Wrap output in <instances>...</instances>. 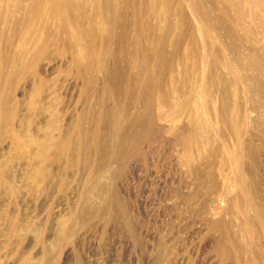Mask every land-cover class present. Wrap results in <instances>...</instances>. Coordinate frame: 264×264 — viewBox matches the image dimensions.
Returning <instances> with one entry per match:
<instances>
[{"label": "rangeland", "instance_id": "374dc122", "mask_svg": "<svg viewBox=\"0 0 264 264\" xmlns=\"http://www.w3.org/2000/svg\"><path fill=\"white\" fill-rule=\"evenodd\" d=\"M77 3L75 12L88 26L90 6L86 0ZM40 6L44 12L37 16ZM206 9L213 16L218 12L210 1ZM185 11L187 19L173 36L183 46L200 27L187 3ZM124 12L115 30L116 49L126 44L120 40L123 33L129 39L134 30L132 13ZM57 32L47 0H0V264H264V231L243 226L245 217L253 215L250 199L264 212V138L255 142L261 150L256 157L235 147L221 115L220 86L210 105L214 119L204 115L213 125L220 156L202 159L199 178L181 171L176 140L163 133L162 124L144 142L139 157L127 162L117 177H108L105 158L111 146L105 120L115 98L105 93L102 74L83 91L66 48L50 44L41 52ZM261 39L259 34L257 50ZM227 41L232 63L240 69L245 54L255 47L236 37ZM168 53L172 60L163 72L165 81L168 68L178 62L174 46ZM148 59L151 68L154 58ZM115 61L113 84L120 104L134 114L137 85L129 84L125 75L137 79L138 74L120 53ZM244 68L247 77L251 71ZM215 69L210 64L203 73L219 70L221 81L233 84V74L224 67ZM84 74L88 79L87 69ZM231 83L224 95L227 115L243 126L249 121L263 134L264 97L249 90V81ZM188 87L185 94L193 90ZM98 125L100 153L93 147ZM233 158L243 161L240 168ZM107 184L121 204L104 213L99 190ZM180 188L196 194L180 205L175 194ZM212 221L218 225L211 226ZM222 242L229 258L221 253Z\"/></svg>", "mask_w": 264, "mask_h": 264}, {"label": "bare ground", "instance_id": "6f19581e", "mask_svg": "<svg viewBox=\"0 0 264 264\" xmlns=\"http://www.w3.org/2000/svg\"><path fill=\"white\" fill-rule=\"evenodd\" d=\"M86 1L91 11L88 26L82 24L80 15L75 12L77 0H47L50 16L58 24V32L46 40L41 52L47 50L50 44L66 48L70 53L71 65L76 69L75 78L82 82L83 91L97 83L98 74L103 75L105 93L115 98L109 118L105 120L110 132L108 140L111 146L105 158L106 176L117 177L127 162L139 157L144 142L154 137L162 124L163 133L176 140L181 171L199 178L202 159L220 156L221 150L216 146L213 125L204 119L205 113L214 119L210 105L218 88L223 96L221 115L224 123L233 132L235 147L245 150V154L249 156L256 157L260 153L261 150L255 142L263 139L264 133L258 134L255 126L249 121L243 126L237 117L227 115L228 104H225L224 95L227 94L231 82H222L221 74L216 69L224 67L233 74L232 85L239 81H249V90L264 97V80L261 78L264 73V0ZM207 1L211 2L216 12L218 10L215 16L206 9ZM185 3L200 27L189 33L188 43L183 46V43L174 41L173 36L175 30L187 19ZM43 8L40 6L36 9L37 16L43 14ZM124 11L132 13L134 30L129 39L127 32L123 33L120 40L126 44L116 49L118 36L115 30L125 18ZM147 17L155 21L152 22ZM247 19L251 23H248ZM220 32L224 34L221 36ZM199 34L202 35V44H199ZM259 34H262L261 50L256 49ZM231 37L255 47L254 50L249 49L243 57L242 67L251 71L247 77L241 72L242 67L237 69L232 63L229 53L231 48L227 41ZM146 43L149 44L148 49L145 48ZM217 43L221 48L216 47ZM169 46H174L178 62L168 68L165 81L163 72L172 60L168 53ZM116 52L121 54L122 61L129 64L130 70L138 74L137 79H134L131 73L125 75L129 84L137 85V94L134 93L137 112L134 114L126 104H120V94L113 84L118 70ZM150 56H153L154 63L148 68ZM209 61L216 67V71H211V74L205 76L203 72L205 67L210 65ZM84 69L89 71L88 79ZM217 85L220 87L217 88ZM188 86L193 90L185 94L184 89ZM149 90L151 93H148ZM181 97L183 98L180 99ZM204 98L207 99L206 103L202 102ZM101 122L99 124L103 125ZM96 128L93 147L96 153H100L99 139L102 130L100 131L101 126ZM246 134H249L248 139ZM223 142H226L225 138ZM233 159L236 168H240L243 161ZM242 184L245 187L246 184ZM183 187L184 183L181 185L182 189ZM181 188L175 193L180 205L191 200L196 194H186ZM99 195L102 199L101 210L104 213L121 204V200L113 196L112 188L108 184L99 190ZM249 202L253 215L245 217L243 226L264 231L262 208L254 199ZM210 224L216 227L218 222L212 221ZM229 234L228 231L227 237ZM224 239L226 237H223ZM221 247L223 256L229 258L231 254L223 242ZM235 258L239 260L238 257Z\"/></svg>", "mask_w": 264, "mask_h": 264}]
</instances>
